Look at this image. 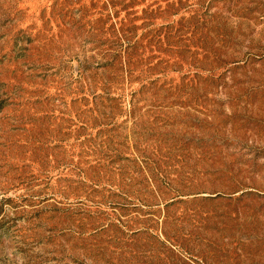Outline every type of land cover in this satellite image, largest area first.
<instances>
[{"label": "rangeland", "instance_id": "1", "mask_svg": "<svg viewBox=\"0 0 264 264\" xmlns=\"http://www.w3.org/2000/svg\"><path fill=\"white\" fill-rule=\"evenodd\" d=\"M0 264H264V0H0Z\"/></svg>", "mask_w": 264, "mask_h": 264}]
</instances>
